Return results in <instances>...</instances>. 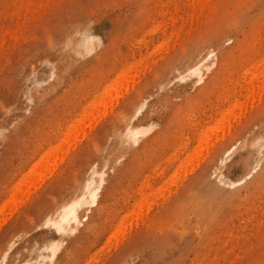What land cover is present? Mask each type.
I'll return each mask as SVG.
<instances>
[{
	"label": "rangeland",
	"instance_id": "rangeland-1",
	"mask_svg": "<svg viewBox=\"0 0 264 264\" xmlns=\"http://www.w3.org/2000/svg\"><path fill=\"white\" fill-rule=\"evenodd\" d=\"M173 1L0 0V264L37 256L45 233L55 237L44 228L42 215L69 200L94 167L107 171L105 208L93 215L94 226L69 242V253L58 264H264V181L255 180L264 170V92L258 91L264 74L251 85V76L262 75L258 70L264 62V0H204V6L200 0ZM79 38L90 50L82 46L86 54L73 51L62 58ZM204 51H214L219 64L201 77L188 76L186 67ZM255 65L259 74L253 76ZM246 73L253 74L247 84ZM92 110L102 111L101 118L94 114L98 124ZM84 114V120H93L87 121L89 127L78 122ZM136 114L132 123L152 124L150 134L127 144L128 153L119 160L103 159L112 145L109 136L124 117ZM216 116L222 120L218 128ZM73 123L87 131L79 127V135ZM247 140H262L263 147L249 164ZM59 141L60 153L52 148ZM48 148L59 154L53 157ZM188 151L196 158L186 157ZM44 152L52 155L50 163ZM173 152L180 153L176 161ZM41 156L47 161L41 164L57 165L39 184ZM35 162L41 168L31 170ZM165 163L168 169L159 174ZM173 171L177 175L167 184ZM163 173L167 180L160 178ZM25 176L30 183L22 181L23 199L18 184ZM31 180L38 184L28 195ZM147 181L151 188L161 185L158 200L152 197L155 188L142 190L147 185L140 183ZM14 187L20 188L18 195ZM141 191L149 192L154 206L147 205L151 200ZM12 194L21 195L20 204ZM141 202L153 207L149 218L140 212L149 210ZM4 204L10 205L8 211ZM134 206H140L136 213L145 221L137 217L136 223L134 212L129 215ZM123 212L135 218L127 217L129 226L121 223ZM118 224L123 228L115 232Z\"/></svg>",
	"mask_w": 264,
	"mask_h": 264
},
{
	"label": "bare ground",
	"instance_id": "bare-ground-1",
	"mask_svg": "<svg viewBox=\"0 0 264 264\" xmlns=\"http://www.w3.org/2000/svg\"><path fill=\"white\" fill-rule=\"evenodd\" d=\"M174 1H176L177 2V0H174ZM173 1V2H174ZM179 1V0H178ZM180 1H182V0H180ZM191 1H193V2H195L196 0H191ZM190 1V2H191ZM204 0H200V2H201V4L202 3H205V1L203 2ZM207 2H210V0H206ZM187 2H189V1H187ZM193 2H191L193 5H194V3ZM198 2V1H197ZM200 2H198V4L200 3ZM183 3V2H182ZM174 4H179V2L178 3H175L174 2ZM173 4V5H174ZM190 4V3H189ZM200 4V5H201ZM180 5V4H179ZM195 5H197V3H195ZM203 5V4H202ZM201 5V6H202ZM205 5V4H204ZM203 5V6H204ZM207 5V4H206ZM211 6L210 7H213L212 6V4H210ZM215 5V4H214ZM175 6V5H174ZM182 6V5H181ZM180 6V7H181ZM191 6V5H190ZM197 6H199V5H197ZM201 6H199L200 8H201ZM202 6V7H203ZM176 7V6H175ZM177 7H179V6H177ZM182 7H184V6H182ZM195 7V6H194ZM208 7V6H207ZM209 7V9H211ZM215 7V6H214ZM213 7V8H214ZM190 8V7H189ZM192 8V7H191ZM213 8L211 9V10H213ZM175 9V8H174ZM192 9H194V8H192ZM196 9V8H195ZM194 9V10H195ZM202 9H204V7L202 8ZM202 9H200V10H202ZM177 10V8L174 10L175 12H177L178 10H179V8H178V10ZM191 11V13H193V12H195V11ZM203 11V10H202ZM207 14H208V12H207ZM210 14V13H209ZM207 16V15H206ZM190 17V16H189ZM198 20V19H197ZM206 22V21H205ZM192 24H193V22H191V26H192ZM197 27V26H196ZM82 37V36H81ZM78 43H77V45H76V48L74 49L73 47H71V49H70V51L68 52V53H64V54H61V57L63 58L64 56L65 57H67V56H71V54H73V51H74V53H82L85 49L87 50V49H89V47H88V45H87V42H86V40H85V42H84V40H82L81 38H79V39H77L76 40ZM101 42V41H100ZM87 45V46H86ZM83 46V48L85 47V49L83 50L81 47ZM86 47H88V48H86ZM90 50V49H89ZM85 52V51H84ZM87 52H85V54H86ZM250 56V55H249ZM79 57H82V56H79ZM260 57V56H259ZM263 57V56H262ZM263 59H264V57H263ZM263 59H261L260 60V62L259 63H261L262 62V60ZM251 60V59H250ZM259 60V59H258ZM219 61H220V57H218V55L214 52V51H204V52H201V53H196L195 55H194V58L190 61V63L188 64V66L186 67V72L188 73V76H196V77H201L202 76V74H203V72L205 71V70H209L208 72H210V70H211V67L213 68V66H215V65H218L219 64ZM127 63V62H126ZM255 63V62H254ZM257 63V62H256ZM255 63V64H256ZM264 62H262L261 64H262V70H263V67H264V64H263ZM252 64H253V62H252ZM258 64V63H257ZM258 66V69H259V66H261L260 64H258L257 65ZM257 66L255 65V67L256 68H254L253 69V72H254V70H255V72L252 74V73H250V75L248 74V73H246L244 76H243V82L244 83H246V80H247V78L249 79V77L248 76H251V75H253V76H255L256 75V73L259 71L260 72V74H262L260 77L258 76V75H256L255 76V78L254 77H252L251 76V79L253 78V80H252V82H251V85H253V84H255L253 81H254V79H256V78H259L257 81H259L260 82V80L262 79L261 77L263 76V72H264V70H263V72L261 73V71L262 70H258L257 69ZM245 67V66H244ZM249 67H251V65L249 66ZM247 68V70L248 69H251V68ZM246 69V68H245ZM258 71H257V70ZM63 70V65H62V63L59 65V67H58V72L60 73V71H62ZM244 71V70H243ZM257 71V72H256ZM252 72V71H251ZM259 72L257 73V74H259ZM187 73L185 74V75H183V76H186L187 75ZM244 73V72H243ZM207 75V74H206ZM182 76V77H183ZM181 78V77H180ZM185 78V77H184ZM204 78H206V77H204ZM182 79V78H181ZM181 79H179V80H181ZM187 79H189L188 77H187ZM199 79H201V78H199ZM251 79H250V81H251ZM178 80V79H177ZM204 79H202V81H203ZM263 80H264V76H263ZM262 81V80H261ZM181 82H182V80H181ZM184 82V81H183ZM198 82H200V81H198ZM242 82V81H241ZM256 82V81H255ZM259 82H257V83H259ZM201 83V82H200ZM236 83V82H235ZM247 83H248V81H247ZM246 83V84H247ZM198 84V83H197ZM237 84H239V83H237ZM249 84H250V82H249ZM259 84H262V86L264 85V83H259ZM258 84V85H259ZM233 85V84H232ZM231 85V86H232ZM240 85V84H239ZM257 85V86H258ZM234 86V85H233ZM236 86V85H235ZM243 86V85H242ZM253 86H255V85H253ZM253 86H251V88L253 87ZM256 86V87H257ZM260 86V85H259ZM261 86V87H262ZM256 87H253V90L251 89V91H253V93H256V92H258L260 89L264 92V86L262 87V88H260V87H258V91H256V92H254L255 90L254 89H257ZM231 95V94H230ZM230 95H228V96H230ZM226 99V98H225ZM227 99H228V97H227ZM235 101H237L236 99H235ZM235 101H233L232 103H236ZM104 103V102H103ZM106 103L108 104L109 102L108 101H106ZM102 104V103H101ZM105 104V103H104ZM231 105H233V104H231ZM234 105H236V104H234ZM233 105V107L234 108H236V106H234ZM100 106H102L103 107V104L102 105H100ZM100 106H99V109H98V107H97V110H100ZM106 106V105H105ZM114 107V106H113ZM214 107H215V105H214ZM104 108V107H103ZM107 108V109H106ZM106 108H104V109H106L105 111H108V107L106 106ZM141 108V107H140ZM234 108H232L231 107V109H233L234 110ZM93 109V108H92ZM214 109H217L216 111H219V109L218 108H214ZM103 110V109H102ZM89 111V110H88ZM93 111V110H92ZM226 110H224V113L225 114H223V113H221V114H223L224 116H223V118L224 119H226L225 117H227V116H225V115H228L226 112H225ZM94 112V113H93ZM92 113H90V114H92V118H93V116L94 117H97V118H95L96 120L102 115V111H101V113H100V111H98L99 112V117H98V115L97 116H95L94 114H98V112L96 113L95 112V110L93 111ZM140 113H142V109H139L138 110V114H140ZM89 114V115H90ZM85 115V114H84ZM211 116H213L212 114H210ZM136 116H137V114L135 115V117L134 116H126V117H124L123 118V125L120 127V128H118V130H117V132L115 133V134H112V135H110L109 136V140L112 142V145H111V147H109V146H107L106 148H105V150L107 149V152H106V154H104L103 155V159H107L108 161H110V162H115V161H117V160H119L120 159V157H123V156H126V154L128 153V147H127V144H129V143H131V142H133V143H135L136 142V144L138 143L137 141H140V139H141V137H145V134H146V136H148V133L150 134V132H151V128H152V124H144L143 122H139V123H132L133 121H132V119L133 118H135L136 119ZM193 116H195V115H193ZM88 117H90V116H88ZM217 117L218 116H216V121L217 122H219L221 119L220 118H218L217 119ZM82 118H83V120H84V118L86 119L87 118V115H85V117L84 116H82ZM82 118H78V122H79V124H87V121L89 120H82ZM101 118V117H100ZM100 118L98 119V121H97V123H95V124H98V122H99V120H100ZM196 118V117H195ZM80 119V120H79ZM91 119V118H90ZM94 119V118H93ZM94 119V120H95ZM192 119V118H191ZM213 119H215V118H213L212 117V120ZM82 120V121H81ZM92 120V119H91ZM91 120H89L88 122H90ZM75 121V120H74ZM74 121H71V123L72 122H74ZM77 121V120H76ZM86 121V122H85ZM194 121V120H193ZM214 121V120H213ZM214 122L215 124H217V125H215V124H213V125H215V127L217 126V128L218 127H220V125L222 124L221 122H219V124L217 123V122ZM222 121V120H221ZM78 122L76 123V124H78ZM83 122V123H82ZM92 123H93V120L91 121ZM96 122V121H95ZM190 122V121H189ZM198 122V121H197ZM210 122V121H209ZM207 123L206 121H205V123H207L208 125L209 124H211V123ZM212 122V121H211ZM75 123V122H74ZM72 124L73 125V127L74 126H76V124ZM92 123H90V125H93ZM194 123V122H193ZM221 123V124H220ZM78 124V125H79ZM201 124V123H200ZM199 124V126H201V127H203L204 125H200ZM89 124H87V126H88ZM193 126H194V124H192ZM195 125H197L198 126V124H195ZM68 126H70V127H67L68 128V130L70 129V131L72 130L73 131V129L75 128V130L74 131H78V130H80L81 128H82V126H77V127H72L71 126V124H69ZM79 127H81L80 129H79ZM89 127V126H88ZM88 127H86V131H87V128ZM90 127H92V126H90ZM204 127H206V124H205V126ZM76 128H77V130H76ZM85 128V127H84ZM83 129V128H82ZM80 130V131H82V133H83V130ZM85 130H84V133H85ZM150 130V131H149ZM210 130H211V128H210ZM214 129H213V127H212V131H213ZM71 131V132H72ZM153 131V130H152ZM71 132H69V133H71ZM74 133H77V132H74ZM68 134V133H67ZM72 134H73V132H72ZM78 134L80 135L81 133L78 131ZM79 135H75V137H76V139H78L77 138V136H79ZM5 137V135L3 136V138ZM73 136H71V138H72ZM75 137H74V139H75ZM186 138H187V140L188 141H190L189 140V138L186 136L185 137V140H186ZM261 139H263V138H261ZM185 140H184V142H185ZM186 140V141H187ZM253 140H254V138H253ZM258 141V140H257ZM60 142V141H59ZM63 141H61L60 143H57V146L58 145H63V143H62ZM191 142V141H190ZM190 142H186V143H190ZM260 142H262V140H260ZM260 142H255V141H252V140H247V145L250 147V152L248 153V155H249V157H248V164H249V161L253 158V156H254V152H256V153H258L263 147L261 146V144H260ZM62 143V144H61ZM185 143V146L187 147V144ZM135 144V145H136ZM246 144V143H245ZM184 146V143L182 142L181 143V145L180 146ZM129 146H133L132 144H130ZM179 145H178V149H180V148H182V147H180ZM55 148V149H53V151H55V150H57L58 152H59V149L60 150H63V148H61V147H56V145L55 146H52V148ZM63 147V146H62ZM57 148V149H56ZM59 148V149H58ZM193 148H195V147H193ZM48 149H50V148H48ZM183 149L184 150H186V148L185 147H183ZM182 149V150H183ZM47 151V150H46ZM49 151V150H48ZM48 151L46 152V154L47 155H49L48 154ZM50 151L51 152H49V153H52V150L50 149ZM179 151V150H178ZM192 151V150H191ZM175 152H177V151H175ZM190 151H188V154H187V156L186 157H188V155L189 156H191L192 157V154H190L189 153ZM60 153V152H59ZM59 153H54L55 155H58ZM54 154L52 153V155H53V157H54ZM173 155H171L172 156V158L174 157H176V156H178L180 153H178V155H176L175 154V156H174V152L172 153ZM183 154V153H182ZM44 155H45V152H44ZM43 154H42V156H44ZM51 154H50V158L48 157V156H46V158H47V160H48V158H49V160L50 159H52L51 158V156H52ZM42 156L40 157V159L39 160H41V162H39V160H37L38 161V163L39 164H41V163H45V164H47V161H45V159L44 158H42ZM170 156V155H169ZM194 156V155H193ZM169 158V162H171V157H168ZM179 158V157H178ZM178 158H175V161L178 159ZM183 158V157H182ZM185 158V157H184ZM183 158V159H184ZM193 158H196L195 156L194 157H192V159ZM43 159V160H42ZM59 160V159H58ZM58 160L56 161L55 160V163L56 162H58ZM165 160V159H164ZM42 161H44V162H42ZM167 161V159H166V163L168 162ZM174 161V160H173ZM51 162V160L49 161V163ZM164 161H162V162H160L161 163V165H163L164 163H163ZM180 162V161H179ZM224 162H225V158H224ZM36 163L37 162H35L32 166L33 167H31V170H32V168H34V167H36L35 169H37V166H38V163H37V165H36ZM49 163H48V165H43V164H41V166L42 167H44V168H46L47 166L49 167H47L46 169H44V168H42V169H39V170H44V171H42V172H44L43 174H42V172H41V175H40V173L39 172H37V170H34V171H36L37 173L35 174V176L37 175L38 176V173H39V177H40V179H41V176L42 175H45L46 176V172H50V173H52L53 171H50L49 169H50V167H51V169L53 170V168L57 165V163H56V165H54V167H52L53 166V162L49 165ZM166 163H165V165L164 166H161V167H163V169H161V171L159 170V169H157L158 168V166L160 167V165H158L157 166V168H155V169H157V173L160 171V173L159 174H161L162 173V170L164 171L165 169L164 168H166V169H168L167 168V166L168 165H166ZM175 163V162H174ZM223 163V162H222ZM171 164V163H170ZM221 164V163H220ZM260 165V164H259ZM40 166H38V168H39ZM156 167V166H155ZM41 168V167H40ZM56 168H54V170H55ZM216 170H219V169H217V168H215ZM214 169V170H215ZM258 169V168H257ZM46 170H49V171H46ZM153 170H154V168H153ZM159 170V171H158ZM195 171V169H192V172H194ZM34 171H31V173H33ZM155 171V172H154ZM153 172L154 173H156V170H154ZM151 172V171H150ZM191 172V173H192ZM218 172V171H217ZM252 171H250L249 172V174L251 173ZM254 173L256 172V170L255 171H253ZM252 172V173H253ZM30 172H28V177L30 176V174H29ZM54 173V172H53ZM152 173V172H151ZM153 173V174H154ZM166 173V172H165ZM165 173H163V175H162V177H160V178H165V176H164V174ZM213 173V172H212ZM34 174V173H33ZM48 174V173H47ZM152 174V175H153ZM222 174V173H221ZM32 175V174H31ZM49 175V174H48ZM156 176H157V174H155ZM175 175H177V174H174V171H173V175H170L171 177H169V179L167 180L166 178V182H167V184H169L170 183V181L172 180V178H175L176 176ZM45 176H42V182L40 181V182H38L39 184H41V183H43L44 181H45V178L43 179V177H45ZM107 171H102V170H100V169H97V167H94L93 168V170L89 173V175H88V177L83 181V183H82V185L78 188V189H76L75 190V192L76 193H74V194H72V197L69 199V200H67V201H65V202H59L57 205H53V206H51L48 210H46L45 211V214H43L42 216H43V222H44V228H46V229H48L49 231H50V233L53 235V236H55L54 238H50L49 236H47V234L45 233V235H46V237H45V242L42 244V246L40 247V249H39V253L37 254V256L35 257V258H33V259H24V260H21V261H19L17 264H58V262H59V258H61L62 256H67L68 255V253H69V242L71 241V240H75V239H77L79 236H80V234L84 231V230H87L88 228H90V227H92V226H94L95 224H94V221L92 220L93 219V215H95V213L96 212H100V210H102V209H104L105 208V205L101 202V198H102V195H103V192H104V190H105V188H106V184H107V182H108V179H107ZM149 176V175H148ZM150 176H151V174H150ZM156 176H152V177H154L155 179H156ZM158 176H160V175H158ZM164 176V177H163ZM175 176V177H174ZM220 176V175H219ZM223 176V175H222ZM222 176L221 177H219V179L220 178H222ZM26 177V178H25ZM23 179H21V183H22V181H24V179H25V181H24V183H26V181L30 178H28L27 176H25ZM32 177V179H33V177L34 176H31ZM48 177V176H47ZM28 178V179H27ZM146 178V177H145ZM158 178V177H157ZM159 178V179H160ZM224 178V177H223ZM27 179V180H26ZM36 179V178H35ZM47 179V178H46ZM153 178H151V181H153L152 180ZM154 179V180H155ZM38 180H39V178H38ZM44 180V181H43ZM145 181L144 182H146V180H148L149 182H150V179H144ZM174 180V179H173ZM221 180V179H220ZM255 180L258 182V183H260V182H262V181H264V170H262L261 172H259L257 175H256V177H255ZM31 181H33L34 182V180H31ZM147 181V182H148ZM161 181H163V180H161ZM19 182V184H21ZM28 182H29V180H28ZM32 182V183H33ZM144 182H142V183H140V184H142L143 186L144 185H147V187H141V188H144V189H142V190H145V188H147V189H149L148 191L150 192V191H152L153 189L152 188H155V185H153V187L151 188V186L152 185H150V183L148 182L147 184L146 183H144ZM155 182H156V180H155ZM169 182V183H168ZM24 183H22L21 185H19L18 184V186L21 188V189H23V190H21L22 191V193H23V191L25 192V190H26V186H25V184ZM30 183V182H29ZM35 183V184H34ZM31 186L29 185L28 186V188L30 187V190H28V188H27V191H29L28 193H27V191H26V193L25 194H28L29 195V193H31V190L35 187V186H37V181H35ZM37 183V184H36ZM153 183H154V181H153ZM152 184V183H151ZM232 184H234V183H232ZM236 184V183H235ZM26 185H27V183H26ZM35 185V186H34ZM149 185H150V187H149ZM163 185H166V183L163 181ZM162 185V187H165V186H163ZM21 186H25V190H24V188L23 187H21ZM140 186V185H139ZM161 187V185H158L157 184V186H156V188H155V193H153L152 194V197L155 195V197H156V199H157V194H160V193H157V191L158 192H161L160 190H158V188L159 187ZM19 187H17L18 188V191H19ZM149 187V188H148ZM17 188L15 189V187L13 188L14 189V191L16 190V192H14L13 190H12V192H14V193H16L17 194ZM32 188V189H31ZM141 188H139V189H141ZM160 189V188H159ZM161 189H163V188H161ZM144 192V193H149V192ZM152 191V192H153ZM11 192V193H12ZM143 191H141V193H142ZM151 192V193H152ZM21 193V192H20ZM21 193V194H22ZM140 193V192H139ZM138 193V194H139ZM150 193V194H151ZM157 193V194H156ZM19 194V193H18ZM17 194V195H18ZM143 194V193H142ZM141 194V195H142ZM146 194H143L144 196H146ZM142 195V196H143ZM12 196H13V194H12ZM21 196V195H20ZM20 196H18L17 198H14V197H16V195H14L13 197H12V200H14V199H16V201L17 200H20L21 201V199L24 197V193H23V195H22V198H20ZM27 196V195H26ZM25 196V197H26ZM141 196V197H142ZM143 196V197H144ZM160 195H158V197H159ZM24 197V198H25ZM136 196H134V198H135ZM141 197H139V198H141ZM155 197H153V198H155ZM10 198V197H9ZM8 198V200H10ZM20 198V199H19ZM23 198V199H24ZM138 198V197H137ZM145 198H148V199H150L151 200V198H149V195L147 194V196L145 197ZM145 198H143L142 199V202L144 201V202H147V199H145ZM160 198V197H159ZM22 199V200H23ZM28 199V198H27ZM145 199V200H144ZM7 200V202H6V204H9V202L10 201H12V200H10V201H8ZM158 200V199H157ZM159 200H162V199H159ZM15 201V200H14ZM149 201V200H148ZM154 201V200H153ZM156 201V200H155ZM18 202V204H20L19 203V201H17ZM136 202L137 203H139V201H137L136 200ZM135 202V203H136ZM140 203V206H141V208H147L148 206H145V204H143V203ZM156 202H158V201H156ZM163 202V201H162ZM209 202V201H208ZM132 204V205H135L136 206V204ZM154 203V202H153ZM152 203V200H151V202H149V203H147V205H151L152 204V206H154V204ZM205 203H206V200H205ZM11 204V203H10ZM156 204V203H155ZM12 205V204H11ZM13 205H14V203H13ZM12 205V206H13ZM16 205V204H15ZM21 205H22V203H21ZM142 205H144V207L142 206ZM160 205V204H159ZM10 205H8V206H6V207H8V209L10 208L9 207ZM19 207H20V205H18ZM18 206L16 207V209L18 208ZM134 206V209H132L131 208V212L129 211V209H127L129 212V215L132 213V212H134V213H132V217H135V215H136V219L135 218H133V219H135V221L136 220H139V219H137V217L139 218L140 216H142V214H143V216H145V217H150V216H147V215H149V211H151L150 209H152L153 207H151V208H147V209H149L148 211H147V214L146 213H144V210H142L141 208H139V207H135ZM138 206V205H137ZM206 206H207V209H208V211H209V213L210 212H212V210H211V206L209 205V203L207 204L206 203ZM1 207L3 208V207H5V204L4 205H1ZM5 207V211H8V209ZM12 209H13V207H11ZM140 210H142V211H140ZM144 208V209H145ZM194 208V207H193ZM1 209V208H0ZM12 209H11V213L14 211H12ZM14 209H15V207H14ZM16 209H15V211L14 212H16ZM136 209H138L142 214H140V216L138 215L139 213H138V211L136 210ZM146 209V210H147ZM3 210V212H5ZM153 210V209H152ZM1 211V210H0ZM127 212V211H126ZM138 214H137V213ZM2 213V212H1ZM128 213L126 214V215H124V212L122 213V215L120 216V218L123 220V222H122V220H121V223H124L123 225H125L127 222L126 221H128V218H129V220L130 219H132V217L130 216V217H128L129 215H128ZM144 214H146V215H144ZM153 215V214H152ZM128 217V218H127ZM204 217H206V216H204ZM125 218H126V220H125ZM141 218H143V217H140V219ZM132 219V220H133ZM120 220V219H119ZM132 220H130V221H132ZM142 220V219H141ZM144 221L146 220V218L145 219H143ZM142 220V221H143ZM148 220V219H147ZM134 221V220H133ZM165 222V221H164ZM167 222V221H166ZM136 223H137V221H136ZM145 223V222H144ZM92 224V225H91ZM131 224V223H130ZM132 224H133V222H132ZM131 224V225H132ZM148 224H150V223H148ZM172 224V223H171ZM127 225L129 226V221H128V223H127ZM138 225L139 224H137V227H138ZM118 227H117V229H115V232L118 230V229H120L121 227H122V224H118L117 225ZM112 227V226H111ZM120 227V228H119ZM125 227V226H124ZM123 228V227H122ZM121 228V229H122ZM133 227H131L130 229H132ZM126 229H128V228H126ZM126 229L125 230H119V231H126ZM113 230V229H112ZM170 230V229H169ZM128 231V230H127ZM113 232V231H112ZM129 232L131 233V230H129ZM180 232V231H179ZM118 233V232H117ZM111 234V233H110ZM114 235H112V238L115 236V234L116 233H113ZM121 236H123V235H125L124 237H127L126 236V234H127V232H125V234H124V232L121 234V233H119ZM119 235V237L121 238V236ZM116 237H118L117 235H116ZM124 237H122V239L121 240H123L124 241ZM119 238V239H120ZM113 239H117V241H118V238H113ZM113 239H111V240H113ZM121 240H120V242H121ZM119 242V241H118ZM117 243V242H116ZM122 243V242H121ZM119 244V243H118ZM71 253V252H70Z\"/></svg>",
	"mask_w": 264,
	"mask_h": 264
}]
</instances>
